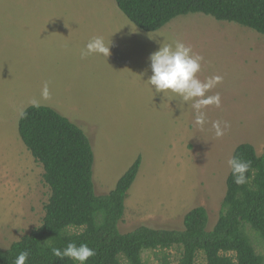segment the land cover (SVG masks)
<instances>
[{
  "label": "rangeland",
  "instance_id": "rangeland-1",
  "mask_svg": "<svg viewBox=\"0 0 264 264\" xmlns=\"http://www.w3.org/2000/svg\"><path fill=\"white\" fill-rule=\"evenodd\" d=\"M96 36L111 40V54L82 59L81 50ZM174 41L204 58L197 73L201 81L223 78L207 93H219L221 106L205 109L203 128L194 123L191 102L156 93L147 82L149 56ZM30 105L50 107L84 132L94 155L97 196L109 193L141 159L120 233L139 226L181 230L184 215L196 207L206 210L211 230L234 149L249 144L262 153L264 38L202 15L144 33L114 0H0V249L40 225L49 196L42 167L17 133L19 116ZM218 120L230 125L220 138L212 128ZM246 233L257 237L248 226ZM253 243L264 253V241ZM167 254L168 264H177L179 251ZM142 258L160 264L151 251ZM202 262L198 256L196 263Z\"/></svg>",
  "mask_w": 264,
  "mask_h": 264
},
{
  "label": "trees",
  "instance_id": "trees-1",
  "mask_svg": "<svg viewBox=\"0 0 264 264\" xmlns=\"http://www.w3.org/2000/svg\"><path fill=\"white\" fill-rule=\"evenodd\" d=\"M123 16L138 30L153 33L172 20L202 15L216 22L235 24L264 38V0H114ZM23 113V114H22ZM18 119V136L35 162L49 196L38 227L6 249H0V264H14L27 250L26 264H78L52 255V248L70 242L87 243L95 250L85 264H145L144 251H151L160 264L169 263L167 252L179 251L177 264H264L253 240L264 241V143L261 155L249 144L238 145L232 157L251 161L244 185L234 183L231 169L216 223L207 230L203 207L188 211L181 230L139 226L120 233L128 190L138 173L136 158L103 195L94 193L93 151L84 132L50 107L27 106ZM231 157V158H232ZM256 233L250 237L246 227ZM251 238V239H250ZM253 239V240H252Z\"/></svg>",
  "mask_w": 264,
  "mask_h": 264
},
{
  "label": "clouds",
  "instance_id": "clouds-1",
  "mask_svg": "<svg viewBox=\"0 0 264 264\" xmlns=\"http://www.w3.org/2000/svg\"><path fill=\"white\" fill-rule=\"evenodd\" d=\"M110 47L111 40L106 43L102 36L93 37L81 50V58L93 54L108 57L111 54ZM203 59L202 56L194 54L191 47L181 41L162 43L158 50L149 56L152 75L147 81L152 88H155L156 93H164L166 97L171 93L182 98L184 102H191L190 107L194 110L195 116L194 123L201 128L207 123L205 109L208 106L217 108L221 106L219 93L215 95H207V93L223 79L219 75H214L201 81L197 73L201 69ZM42 94L48 95L47 83L44 85ZM229 127L230 125L224 121L212 122V128L217 138L222 137ZM227 164L231 169L235 184L244 185L248 182L246 173L252 166L251 161L234 156L227 161ZM51 252L59 259L69 258L78 264H85L90 257L96 254L95 250L90 248L87 243L77 245L75 242H70L63 248H52ZM28 258L29 252L21 251L14 264H26Z\"/></svg>",
  "mask_w": 264,
  "mask_h": 264
}]
</instances>
